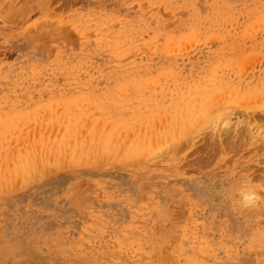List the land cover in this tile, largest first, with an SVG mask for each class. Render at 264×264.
Instances as JSON below:
<instances>
[{
    "label": "rangeland",
    "instance_id": "1",
    "mask_svg": "<svg viewBox=\"0 0 264 264\" xmlns=\"http://www.w3.org/2000/svg\"><path fill=\"white\" fill-rule=\"evenodd\" d=\"M0 264H264V0H0Z\"/></svg>",
    "mask_w": 264,
    "mask_h": 264
},
{
    "label": "clouds",
    "instance_id": "2",
    "mask_svg": "<svg viewBox=\"0 0 264 264\" xmlns=\"http://www.w3.org/2000/svg\"><path fill=\"white\" fill-rule=\"evenodd\" d=\"M259 201V197L255 193L242 194L241 206L243 208L254 207Z\"/></svg>",
    "mask_w": 264,
    "mask_h": 264
},
{
    "label": "bare ground",
    "instance_id": "3",
    "mask_svg": "<svg viewBox=\"0 0 264 264\" xmlns=\"http://www.w3.org/2000/svg\"><path fill=\"white\" fill-rule=\"evenodd\" d=\"M214 185H215V183H214ZM219 186H220V185H219ZM211 188H212V187H211ZM211 188H210V189H211ZM215 189H216V188H215ZM225 190H226V189H225ZM210 191H211V190H210ZM215 191H216V190H215ZM217 191H218V190H217ZM214 193H215V192H214ZM217 194H219V193H217ZM223 196H224V195H223ZM228 200H229V199H228Z\"/></svg>",
    "mask_w": 264,
    "mask_h": 264
}]
</instances>
